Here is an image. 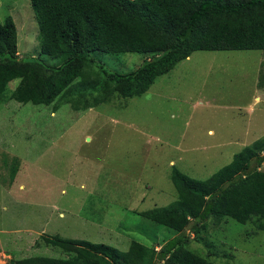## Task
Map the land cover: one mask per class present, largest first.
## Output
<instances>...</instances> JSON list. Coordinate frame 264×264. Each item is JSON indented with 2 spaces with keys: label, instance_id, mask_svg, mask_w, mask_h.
Here are the masks:
<instances>
[{
  "label": "rangeland",
  "instance_id": "374dc122",
  "mask_svg": "<svg viewBox=\"0 0 264 264\" xmlns=\"http://www.w3.org/2000/svg\"><path fill=\"white\" fill-rule=\"evenodd\" d=\"M8 16L16 22L20 58L63 64L42 54L30 0H0V22ZM146 59L98 54L94 66L127 74ZM19 83L11 82L8 94ZM55 104L0 102V264L65 258L43 235L123 252L132 241L171 240L173 231L141 213L176 202L174 167L204 181L264 138V51L195 52L141 97L114 94L79 111ZM14 158L20 165L11 182ZM189 246L213 264H264V232L254 222L210 224Z\"/></svg>",
  "mask_w": 264,
  "mask_h": 264
},
{
  "label": "trees",
  "instance_id": "16d2710c",
  "mask_svg": "<svg viewBox=\"0 0 264 264\" xmlns=\"http://www.w3.org/2000/svg\"><path fill=\"white\" fill-rule=\"evenodd\" d=\"M39 27L42 54L63 58L51 67L35 57L20 58L18 29L12 16L0 22V102L55 109L69 104L79 111L108 103L114 94L141 97L156 80L199 51H264V0H30ZM140 54L135 71L113 73L94 56ZM105 76V78L102 77ZM20 83L13 92L9 84ZM11 182L19 158H14ZM264 138L246 146L207 180L176 167L171 180L177 200L141 216L175 234L160 246L132 241L128 251L43 235L64 258L34 256L13 264H213L190 249L191 236L232 219L254 222L264 232ZM18 166V167H17ZM157 243V242H155Z\"/></svg>",
  "mask_w": 264,
  "mask_h": 264
}]
</instances>
